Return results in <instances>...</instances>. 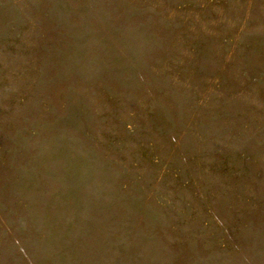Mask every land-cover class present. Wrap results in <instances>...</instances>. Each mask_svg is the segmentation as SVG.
Here are the masks:
<instances>
[{"label":"rangeland","instance_id":"1","mask_svg":"<svg viewBox=\"0 0 264 264\" xmlns=\"http://www.w3.org/2000/svg\"><path fill=\"white\" fill-rule=\"evenodd\" d=\"M0 264H264V0H0Z\"/></svg>","mask_w":264,"mask_h":264}]
</instances>
